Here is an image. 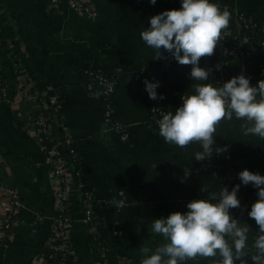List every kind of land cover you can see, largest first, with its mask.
Masks as SVG:
<instances>
[{"label":"crops","instance_id":"obj_1","mask_svg":"<svg viewBox=\"0 0 264 264\" xmlns=\"http://www.w3.org/2000/svg\"><path fill=\"white\" fill-rule=\"evenodd\" d=\"M99 9L96 20H86L62 7L48 8L47 0H0V58L9 83V102L0 103V180L16 188L24 208L18 217L13 239L5 250V264H29L43 249L50 221L34 220V212L50 215L53 209V177L42 163L34 133L27 122L39 107L34 98L22 99L18 77L29 91L51 85L61 102L59 126L68 134L77 151L70 160L75 187L70 195L72 223L70 237L82 264H94L96 241L93 229L83 218L82 193L94 200L95 214L101 220L107 246V264H141L140 248L153 250L164 243L151 232L155 219L173 212H187L194 199H207L217 189L215 172L195 171V154L200 144L180 148L164 141L159 126L146 123L152 99L144 79L137 78L141 67L162 77L164 85L156 89L164 99L166 113L180 107L171 96L176 87L194 94L197 83H210L216 69L214 55L201 58L199 66L209 70L207 81H194L190 65H180L171 54L153 59L154 50L140 33L150 26V18L167 10L180 9L167 0H92ZM215 2L217 0H211ZM241 10L264 16V0H232ZM99 69L115 75L112 95L115 117L127 127L129 138L121 141L117 133L106 129L98 97H90L83 69ZM243 121L223 120L214 137V147L227 148L220 154L236 177L247 169L264 176V140L245 136ZM185 169L190 174L185 177ZM78 171V176L74 171ZM240 180V179H239ZM183 181V182H182ZM80 184L81 189L77 188ZM201 187L207 191L202 192ZM124 196L127 205L115 212L103 200ZM251 205L240 223L251 226ZM117 221L122 228L118 244H112L106 227ZM248 238V239H249ZM184 264H213L212 258L185 261Z\"/></svg>","mask_w":264,"mask_h":264},{"label":"clouds","instance_id":"obj_2","mask_svg":"<svg viewBox=\"0 0 264 264\" xmlns=\"http://www.w3.org/2000/svg\"><path fill=\"white\" fill-rule=\"evenodd\" d=\"M155 4L156 0H150ZM230 24V13L221 10L210 0H181L180 9H172L150 18V26L140 33L143 42L154 50L153 59L165 58L167 52L180 65H190L194 81H207L209 70L201 68V58L211 57ZM219 69L220 65L216 66ZM149 98L164 99L156 89L158 82L145 79ZM183 104L168 112L159 121V135L169 144L186 148L199 143L202 152L195 160L209 159L213 152L222 154L227 148H213L214 137L223 120L234 117L243 121L240 127L245 136L264 140V80L255 86L243 74L214 86L197 83L194 94L182 96ZM190 169H185V177ZM243 185L259 189L258 199L251 205L249 218L254 219L261 233L255 238L252 264H264V176L247 169L241 171ZM183 182V181H182ZM240 185L229 191L222 188L219 195L209 192L207 199H194L187 212H173L166 218L155 219L151 232L165 241L154 250L141 245L144 258L141 264H184L188 260L212 258L213 264H248V238L251 226L240 223L231 214L240 207L237 197ZM201 191H207L201 187ZM120 206V202H117Z\"/></svg>","mask_w":264,"mask_h":264},{"label":"built area","instance_id":"obj_3","mask_svg":"<svg viewBox=\"0 0 264 264\" xmlns=\"http://www.w3.org/2000/svg\"><path fill=\"white\" fill-rule=\"evenodd\" d=\"M167 1L175 3L181 8V0ZM210 2L212 1L210 0ZM212 3L218 4L221 10H227L230 13L229 27L223 32L222 39L214 53L215 65H220V67L219 69L216 67L212 73V80L216 86H222L231 78L243 74L255 86L258 81L264 80V16L247 13L236 6L232 0H217ZM47 6L53 9L64 7L79 17L91 21L100 16L99 9L92 0H47ZM4 71L5 67L0 58V103L10 100L9 83L4 76ZM118 72L120 71L118 70ZM117 73L108 75L99 69H83L89 96L100 99L102 119L106 129L117 133L121 141H126L129 138L128 129L115 117L112 105ZM136 76L139 79H147L149 82H158L159 87L164 85L162 77L147 67H141ZM18 78L22 99L34 97L39 103L37 111L27 122V128L34 133L35 141L42 152V163L49 168L53 177L52 213L50 215H45L42 212L33 213V218L38 223L44 218H48L50 230L43 249L29 264H82L70 237L72 217L69 200L75 187L70 160L76 161L78 153L72 145L70 136L60 129L61 102L50 84L44 89L31 92L24 87L23 77L20 75ZM170 93L182 106L181 98L187 94L176 87H171ZM165 114L167 113L160 104V100L152 99L146 118L147 125L159 126V121ZM212 147L215 149L214 145ZM202 151L201 147L200 152ZM195 171L216 173L217 189L214 193L217 195L222 188L231 191L234 187L233 182L230 181L233 178V169L215 151L209 159L198 161ZM74 175L78 176V171L75 170ZM77 188L81 189L80 184L77 185ZM257 193L258 189L254 188L252 184L240 185L237 193L240 207L231 210V214L238 222L244 218L248 203L252 205L258 199ZM103 202L105 205H113L115 212H120L128 204L124 196L115 200L105 198ZM117 202H120L119 207ZM23 208L24 204L19 191L0 180V264H5V250L13 239L18 217ZM82 208V220L94 231L96 241L94 264H107V246L104 243L105 237L102 236L104 228L101 229L102 224L99 227L101 220L95 214L94 200L86 192L82 193ZM106 230L112 244H118L122 235V228L118 222L109 224ZM260 234L256 225L247 242L248 256L246 259L248 264H252L251 255L255 252L252 245Z\"/></svg>","mask_w":264,"mask_h":264},{"label":"trees","instance_id":"obj_4","mask_svg":"<svg viewBox=\"0 0 264 264\" xmlns=\"http://www.w3.org/2000/svg\"><path fill=\"white\" fill-rule=\"evenodd\" d=\"M233 182V186L236 185H243L242 182L238 179V177H236V174L233 172V178L230 180Z\"/></svg>","mask_w":264,"mask_h":264},{"label":"water","instance_id":"obj_5","mask_svg":"<svg viewBox=\"0 0 264 264\" xmlns=\"http://www.w3.org/2000/svg\"><path fill=\"white\" fill-rule=\"evenodd\" d=\"M258 191H259V189H258ZM248 205H249V203H248ZM248 205L246 206V208L248 207ZM246 208H245V209H246ZM239 221H240V219H239Z\"/></svg>","mask_w":264,"mask_h":264}]
</instances>
